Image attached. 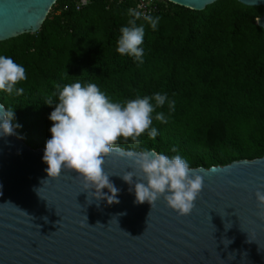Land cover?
I'll return each mask as SVG.
<instances>
[{
    "label": "trees",
    "instance_id": "trees-1",
    "mask_svg": "<svg viewBox=\"0 0 264 264\" xmlns=\"http://www.w3.org/2000/svg\"><path fill=\"white\" fill-rule=\"evenodd\" d=\"M58 0L41 29L0 42V54L26 70L16 87L20 95L0 91V103L14 109L18 138L33 149L50 137L48 114L56 103V84L76 80L97 84L112 101L166 93L175 100L155 111L158 135L150 139L118 138L128 150L155 148L174 155L173 147L192 169L226 166L264 157V29L263 7L219 0L195 11L158 0L152 29L144 26L143 63L116 52L119 29L137 11V0ZM49 99L53 105L46 104ZM153 117L155 112L152 114Z\"/></svg>",
    "mask_w": 264,
    "mask_h": 264
},
{
    "label": "water",
    "instance_id": "water-1",
    "mask_svg": "<svg viewBox=\"0 0 264 264\" xmlns=\"http://www.w3.org/2000/svg\"><path fill=\"white\" fill-rule=\"evenodd\" d=\"M57 1L0 0V42L37 33ZM166 1L203 11L219 0ZM237 1L264 8V0ZM258 25L264 29V14ZM43 151L16 131L0 137V264H264V206L255 196L264 192V157L193 169L203 187L191 212L179 215L162 197L134 203L120 178L133 171L130 160L105 158L119 189L109 204L73 170L47 179Z\"/></svg>",
    "mask_w": 264,
    "mask_h": 264
},
{
    "label": "clouds",
    "instance_id": "clouds-1",
    "mask_svg": "<svg viewBox=\"0 0 264 264\" xmlns=\"http://www.w3.org/2000/svg\"><path fill=\"white\" fill-rule=\"evenodd\" d=\"M132 19L119 29L116 52L131 57L137 64L143 63L144 26L137 25L141 13L129 9ZM152 29H156L159 16L145 15ZM26 70L12 57L0 54V91L20 95L23 88L16 85L25 80ZM53 95L56 103L48 114L51 125L41 160L48 178H56L63 169L73 170L83 182L86 191L92 192L97 201L118 203L119 189L110 181L103 165L105 158L115 154L117 158L131 161L133 171H125L120 178L130 186L134 203L147 202L150 206L163 198L166 205L179 215H187L203 187V177L197 174L189 161L173 147L174 155H166L155 148L122 149L118 138H131L139 143L145 133L150 139L158 135L152 126L153 119L167 123L163 112L155 111L167 102L169 114L175 110V100L166 93L136 96L123 102L112 101L97 84L81 82L56 84ZM53 105L51 100L46 103ZM155 115L153 117V113ZM20 125L15 122L14 109L0 104V137L15 134ZM215 167H211L212 171ZM102 189H107V193ZM259 206H264V192L256 191ZM264 216V213H262ZM85 219L87 220L86 216ZM99 223V222H98Z\"/></svg>",
    "mask_w": 264,
    "mask_h": 264
},
{
    "label": "built area",
    "instance_id": "built-area-1",
    "mask_svg": "<svg viewBox=\"0 0 264 264\" xmlns=\"http://www.w3.org/2000/svg\"><path fill=\"white\" fill-rule=\"evenodd\" d=\"M137 11L141 16L150 15L158 10V0H137ZM87 0H81L78 3V10L87 5Z\"/></svg>",
    "mask_w": 264,
    "mask_h": 264
}]
</instances>
